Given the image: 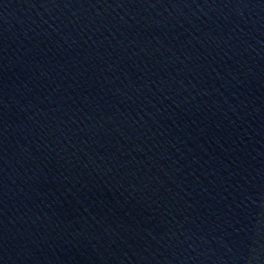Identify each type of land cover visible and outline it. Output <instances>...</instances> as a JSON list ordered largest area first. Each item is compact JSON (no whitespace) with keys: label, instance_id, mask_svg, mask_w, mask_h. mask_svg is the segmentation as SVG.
<instances>
[{"label":"water","instance_id":"1","mask_svg":"<svg viewBox=\"0 0 264 264\" xmlns=\"http://www.w3.org/2000/svg\"><path fill=\"white\" fill-rule=\"evenodd\" d=\"M0 264H264V0H0Z\"/></svg>","mask_w":264,"mask_h":264}]
</instances>
